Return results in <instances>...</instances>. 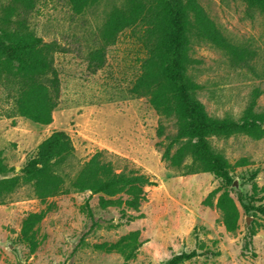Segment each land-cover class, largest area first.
I'll use <instances>...</instances> for the list:
<instances>
[{
  "label": "rangeland",
  "instance_id": "1",
  "mask_svg": "<svg viewBox=\"0 0 264 264\" xmlns=\"http://www.w3.org/2000/svg\"><path fill=\"white\" fill-rule=\"evenodd\" d=\"M10 1L0 0V11ZM121 1L98 0L76 14L67 0H36L21 16L34 36L61 48L53 55L59 100L51 123L38 125L17 112L16 86L0 82V162L5 168L0 180L20 176L38 145L53 131H63L74 148L65 169L69 178L95 153L105 152L118 168L137 169L153 185L145 187V201L137 212L123 206L102 208L99 195L88 191L40 199L32 186L19 185L0 197V264H167L174 255L192 251L197 256L182 264H264V217L244 212L238 201L241 194L247 206L259 205L253 200L264 192V137L209 138L233 176L226 191L239 217L237 229L227 232L215 207L223 184L209 173L186 174L163 161L166 142L157 136L158 125L161 121L164 136L173 135V121L160 120L146 98L130 92L145 57L139 34L128 29L119 33L106 48L103 67L94 73L89 68L88 54L97 46L98 30ZM197 1L225 37L257 54L253 71L233 69L220 50L193 44L190 55L196 63L188 74L201 87L197 99L210 117L239 121L253 89L259 88L262 94L253 112L263 119L264 18L246 13L241 0ZM253 183L259 188L256 194ZM217 188L220 192L209 207L204 201ZM32 213H43L34 228V251L20 240L22 222ZM251 226L256 230L253 237ZM132 232H139L141 246L129 261L115 250L99 248Z\"/></svg>",
  "mask_w": 264,
  "mask_h": 264
},
{
  "label": "trees",
  "instance_id": "2",
  "mask_svg": "<svg viewBox=\"0 0 264 264\" xmlns=\"http://www.w3.org/2000/svg\"><path fill=\"white\" fill-rule=\"evenodd\" d=\"M36 0H11L0 11V82L16 86V108L19 115L38 125H48L59 100L60 84L53 55L61 50L56 42H44L29 31L23 17L30 12ZM98 0H67L74 13H82ZM246 13L257 12L264 18V0H241ZM131 30L139 34L145 57L140 73L130 92L138 98H146L160 120L173 121L175 133L164 136L160 121L157 136L166 142L162 160L186 174L209 173L219 179L224 190L218 195L215 207L227 232L237 229L239 217L234 199L226 191L233 183V176L226 158L212 148L211 137L228 138L244 134L255 140L264 137V118L254 114L253 108L262 90L255 88L241 120L210 117L196 94L200 85L188 74L196 60L190 55L193 44L206 43L220 50L233 69L253 71L252 62L257 54L246 44H235L225 37L207 16L197 0H122L114 6L98 30L97 46L88 54L92 73L103 67L105 51L113 45L119 33ZM74 148L63 131H53L37 147L35 157L22 168L18 177L0 180V197L10 194L19 185L32 186L40 199L58 194L90 192L99 195L102 208L122 207L137 212L145 201V187L153 183L137 169L118 168L105 156L95 153L83 164L77 174L69 178L65 170L73 158ZM5 172L0 162V174ZM255 175V174H253ZM257 184H252L256 194ZM263 191V190H260ZM220 189H214L204 204ZM125 199L122 200L121 196ZM264 192L253 200L258 206H247L238 195V201L246 213H258L264 217ZM124 213V211L122 212ZM43 213L29 214L22 222L20 240L31 251L36 248L35 226ZM253 226L250 237L255 236ZM141 246L139 232H132L112 245L99 248L107 252L115 250L125 261L135 258ZM197 256L195 251L174 255L167 264H182Z\"/></svg>",
  "mask_w": 264,
  "mask_h": 264
},
{
  "label": "water",
  "instance_id": "3",
  "mask_svg": "<svg viewBox=\"0 0 264 264\" xmlns=\"http://www.w3.org/2000/svg\"><path fill=\"white\" fill-rule=\"evenodd\" d=\"M236 182H234V184H235Z\"/></svg>",
  "mask_w": 264,
  "mask_h": 264
}]
</instances>
